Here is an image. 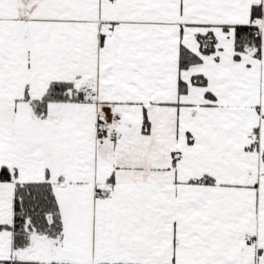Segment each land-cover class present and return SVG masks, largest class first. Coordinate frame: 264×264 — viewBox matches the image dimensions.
<instances>
[{"label":"snow or ice","instance_id":"snow-or-ice-1","mask_svg":"<svg viewBox=\"0 0 264 264\" xmlns=\"http://www.w3.org/2000/svg\"><path fill=\"white\" fill-rule=\"evenodd\" d=\"M0 264H264V0H0Z\"/></svg>","mask_w":264,"mask_h":264}]
</instances>
